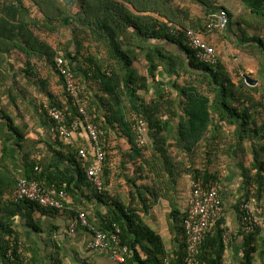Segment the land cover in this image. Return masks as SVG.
<instances>
[{"label":"trees","instance_id":"16d2710c","mask_svg":"<svg viewBox=\"0 0 264 264\" xmlns=\"http://www.w3.org/2000/svg\"><path fill=\"white\" fill-rule=\"evenodd\" d=\"M9 1L11 4L4 5L0 10V46L3 40H35L26 31L27 26L34 24L40 26V33L48 35L56 32L61 35L63 29L70 30L71 41L76 42V52L69 51L66 46L50 57L51 67L59 76L60 83L64 85L55 63L58 54L64 56L72 74L78 77L80 72L86 82H95L101 93L107 96V99L99 97L105 110V123L100 118L95 120L104 130L103 143L110 129H117L131 145L129 157L132 160L141 159L143 171L154 181L163 180L160 185L167 193L171 191L169 185L174 186L179 176L185 173L205 186L210 181L221 180L222 168L215 170L216 165L212 169L208 165L226 157L231 160L238 157L244 161L248 153L245 144L249 143L252 167L256 173L253 176L245 173L244 198L251 195L260 199L264 197V0H259L260 4L242 0L247 12L240 17H235L215 0H191L202 8L203 15L200 17H195L191 8L183 5L185 0H74L73 8L66 7L63 0H30L42 20L29 18L31 12L23 0ZM219 10L227 12L230 28H238L236 43L257 61V76L245 73L236 82L220 60L215 65L201 62L197 52L188 44L185 33L177 37L168 27L171 24L183 31L193 30L206 38H213L215 33L226 32L229 28L213 32L208 30V15ZM10 15L20 16L17 31L15 28L7 29L8 25L11 26L7 21ZM23 17L24 20H21ZM85 42L102 53L100 60L89 57L85 61L87 70L79 68L80 51ZM170 45L176 46L177 50L170 49ZM32 50L35 51V48ZM141 55H144L147 65L145 76L134 68L135 60ZM161 75L166 81L160 80ZM248 78L258 84L254 87L249 85ZM150 80L152 84L162 86V91L148 102L140 94L148 91ZM163 83L169 89H165ZM65 95L68 109L54 100L49 106L60 108L71 123L79 113L66 89ZM81 96L88 99L83 89ZM88 100L91 109L94 100L91 97ZM130 100L138 104L142 113H135ZM0 114V212L6 213L0 216V260L21 264L17 254L20 241L12 228V214L7 212L3 203L4 195L10 193L14 203L23 202L42 212L51 211L33 202L13 200L11 195L19 182L22 179L37 181L46 189L65 191L76 199L83 187L92 185L85 173L90 163L80 159L79 151L68 152L66 156L51 150L42 158L31 157L32 152H26L21 145L22 134L7 115ZM165 117L171 122L178 121L172 145L163 135ZM138 119L143 121L140 135L136 129ZM140 136L144 144H141ZM171 147L186 156L182 159L174 157ZM107 171L105 168L104 172ZM102 180L104 191L99 194L94 189V197L104 203L110 198V193L106 191L108 186L104 176ZM159 191L152 193L154 201L161 195ZM161 196L167 198L169 195L165 193ZM224 198L222 191L223 217L200 246L194 264L225 262L230 238L229 242L225 240L229 229L225 220ZM111 201L113 208L106 215L97 212V222L89 219V224L107 233L114 226L120 228L123 245L130 249L126 264H188L183 237L186 212L178 219L176 213L179 212L173 209L172 217L176 221L174 227L178 235L173 239V250L168 252L161 237L144 223L133 201L123 202L112 197ZM143 212H147L146 205ZM241 235L246 247L244 264H254L253 254L264 251V241L258 234L250 237ZM10 249H13L14 260L8 257Z\"/></svg>","mask_w":264,"mask_h":264},{"label":"crops","instance_id":"0c3cea01","mask_svg":"<svg viewBox=\"0 0 264 264\" xmlns=\"http://www.w3.org/2000/svg\"><path fill=\"white\" fill-rule=\"evenodd\" d=\"M23 1L25 7L31 12L29 18L42 20L43 17L40 16L37 7L30 0ZM249 1L253 4H260L259 0ZM215 2L226 7L235 17H240L247 12L242 0H215ZM6 4L9 5L11 2L0 0V10ZM183 5L189 6L195 17L203 15L202 8L191 0H185ZM14 6L16 5L14 4ZM19 18L20 16L16 18L15 15H10L7 21L11 23V26L8 25L7 29L15 28L17 31ZM21 20H24V17ZM26 28V31H29L35 40L28 42L24 39L6 42L3 40L0 46V113L7 115L22 134L21 145L26 152H32L31 157L42 158L51 150L66 155L68 152L76 153L80 149H89L90 143L84 133L75 134L72 144L61 139L56 124L47 115V107L53 100L60 102L68 109L64 85L60 83L59 76L51 67L50 57H53L54 53H60L59 51L66 46H68L69 51L76 52V42L71 41L73 39L72 34L68 32V34L64 32L62 35L59 32L52 35L40 33V26L37 24ZM238 35V28L229 27L226 32L215 33L213 38L210 37L211 39L209 37L204 38L215 47L219 60L226 66L233 79H235L234 76L238 77L239 75L230 67L228 60L231 50L234 51V49L246 58L248 63L246 72L257 76L259 71L257 61L238 46L236 43ZM34 48L35 51L32 50ZM169 48L177 50L174 45H170ZM89 57L100 60L102 53L93 48L89 42H85L80 51L79 68L87 70L88 64L85 61ZM134 68L141 76L147 75L144 55L135 60ZM243 74L245 73L242 72L240 76ZM78 78L88 99L91 97L94 100L90 109V100L86 98L94 123L96 118H100L101 122L105 123V110L102 109L103 105L99 97L107 99V96L101 93L95 82H86L83 76L81 77L80 72H78ZM160 80L162 82L165 80L163 75H161ZM239 80L240 78L237 82ZM163 84L165 89H169L168 85ZM161 87L152 84L150 80L148 91L141 93L140 96L149 102L151 98L160 95ZM129 103L135 113H142V109L134 100H130ZM90 110L93 112L91 113ZM177 122L176 120L171 122L168 117L163 118V135L169 145L174 144ZM95 124L102 129L99 124ZM228 131L226 130L227 133H229ZM103 146L106 152L105 168L108 171L105 173L104 168L101 177L102 179L103 176L105 177L108 186L106 191L110 193V198L104 203L98 202L94 197L92 185L83 187L76 199L69 196L66 204L67 209L60 212H42L37 207L23 202L14 203L10 199V193L4 195L3 203L7 206V212L12 214V228L17 233L20 244L24 246L32 264H116L109 259L106 253L92 252L87 249V241L92 235L91 229H95L92 225H90V229H77L75 235H69L68 232L71 218L76 211L87 213L88 220L90 219L95 223L98 220L97 212L106 215L113 208L111 197L115 200L121 199L123 202L133 201L144 223L161 237L166 250L168 252L173 250V239L177 238L178 233L174 227L176 221L172 217V212L173 209L179 212L176 213L178 219L186 212L189 203L191 174L180 175L174 186L169 185L171 191L167 193L164 187L160 185L164 182L163 180L154 181L148 173L143 171L141 159L132 160L129 157L131 145L128 139L121 136L117 129H110ZM250 146L249 143L245 144L248 153L244 161L238 157L235 160L228 159L229 163L224 165V168L222 167L221 181L225 195V220L230 235V247L226 252L224 264H244L245 260L246 247L240 231L239 204L245 197V173L248 172L251 176L256 173L252 167L253 159ZM170 152L179 159L186 156L172 147ZM82 166L85 168V165ZM12 168L13 166H11ZM217 169L218 167H215V170ZM156 190H160L158 193L161 195L166 193L169 196L165 198L159 195L154 201L152 193H155ZM145 205L147 212H143ZM3 214L6 213L0 212V216ZM253 257L254 264H262L264 251L256 252ZM0 264L9 263L0 260Z\"/></svg>","mask_w":264,"mask_h":264},{"label":"built area","instance_id":"2783aa9c","mask_svg":"<svg viewBox=\"0 0 264 264\" xmlns=\"http://www.w3.org/2000/svg\"><path fill=\"white\" fill-rule=\"evenodd\" d=\"M173 35L180 37L184 32L191 49L197 52V57L201 62L215 65L219 62L218 54L202 34L193 30L183 31L178 26L168 25ZM229 27V16L225 10L211 13L207 17V28L210 32L223 31ZM57 69L64 79L65 89L68 96L74 101L79 116L68 123L65 113L58 107H47L48 117L56 124V129L65 142L72 144L74 135L81 132L86 135L90 143L89 149H80L79 156L84 162H89L85 168L88 180L94 189L102 194L104 185L102 172L106 163V152L103 146L104 131L97 126L88 109L87 99L81 96L82 88L79 78L72 74L67 62L62 54L55 57ZM137 133L140 135L143 129V121L137 120ZM141 144L144 139L140 136ZM224 191L221 180L210 181L204 185L190 175V195L187 216L183 221V237L187 246V263L194 264L199 248L205 238L210 234L215 226L221 221L224 210L221 200V193ZM12 199L18 201H29L39 207L51 211H64L67 209L68 194L65 191L56 189H46L37 181L22 179L15 191L11 195ZM240 231L244 236L259 235L264 241V197L262 199L255 195L244 198L241 201ZM90 229L88 215L85 212L76 211L71 218L68 228L69 235H75L77 229ZM93 231L86 247L89 251L106 253L109 259L116 264H126L130 256V249L123 245L120 228L114 226L111 232ZM230 235L225 237L229 242ZM21 264H32L24 246L19 244L17 250ZM8 257L14 260L13 249L8 252Z\"/></svg>","mask_w":264,"mask_h":264},{"label":"rangeland","instance_id":"374dc122","mask_svg":"<svg viewBox=\"0 0 264 264\" xmlns=\"http://www.w3.org/2000/svg\"><path fill=\"white\" fill-rule=\"evenodd\" d=\"M64 1V0H63ZM74 6V5H73ZM73 6L72 7H70V8H73ZM65 32V34H68V33H70L71 34V32L68 30V29H63V31H62V33H61V35L63 34ZM68 32V33H67ZM65 34H64V36H65ZM72 36V35H71ZM229 65H230V67L234 70V72L236 73V74H239L238 75V77L237 76H234L235 77V81L237 82V80L240 78V74L243 72V73H247L246 72V68H248V63H247V60H246V58H244V56H242L241 54H239V52L237 51V50H235L234 49V51H232L231 50V55H230V57H229ZM81 84V83H80ZM64 85H65V83H64ZM82 88V87H81ZM65 89V88H64ZM224 160V161H223ZM200 162V161H199ZM214 164H211V165H208V167L209 168H214V167H212V166H215L216 165V167L218 166V169H221L224 165L226 166L227 165V163H229V161H228V158H224V159H222V160H220V161H215V162H213ZM224 168V167H223Z\"/></svg>","mask_w":264,"mask_h":264},{"label":"water","instance_id":"95a60500","mask_svg":"<svg viewBox=\"0 0 264 264\" xmlns=\"http://www.w3.org/2000/svg\"><path fill=\"white\" fill-rule=\"evenodd\" d=\"M64 5L66 7H72L74 5V0H64ZM247 83L251 86H255L257 84V81L248 78Z\"/></svg>","mask_w":264,"mask_h":264}]
</instances>
